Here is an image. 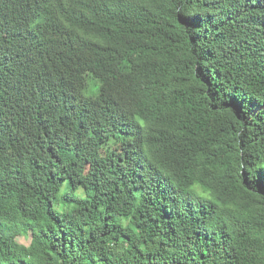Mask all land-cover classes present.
Wrapping results in <instances>:
<instances>
[{
    "label": "trees",
    "instance_id": "16d2710c",
    "mask_svg": "<svg viewBox=\"0 0 264 264\" xmlns=\"http://www.w3.org/2000/svg\"><path fill=\"white\" fill-rule=\"evenodd\" d=\"M0 264H264V0H0Z\"/></svg>",
    "mask_w": 264,
    "mask_h": 264
},
{
    "label": "rangeland",
    "instance_id": "374dc122",
    "mask_svg": "<svg viewBox=\"0 0 264 264\" xmlns=\"http://www.w3.org/2000/svg\"><path fill=\"white\" fill-rule=\"evenodd\" d=\"M94 84H95V81H94ZM16 241L20 245L28 246L30 244V236L28 235V233L19 234L16 238ZM20 256L27 258V259L29 258L27 254L25 253H21Z\"/></svg>",
    "mask_w": 264,
    "mask_h": 264
}]
</instances>
